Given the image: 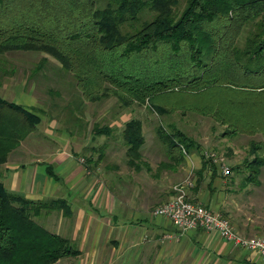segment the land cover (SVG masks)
Instances as JSON below:
<instances>
[{"label": "trees", "instance_id": "1", "mask_svg": "<svg viewBox=\"0 0 264 264\" xmlns=\"http://www.w3.org/2000/svg\"><path fill=\"white\" fill-rule=\"evenodd\" d=\"M143 11L153 17L136 27ZM19 50L53 56L86 100L116 96L124 107L203 114L229 138L260 134L244 162L251 181L264 166V0H108L102 7L97 0H0V67L5 53ZM40 120L0 95V164ZM169 126L157 132L173 162L200 149L176 123ZM93 131L112 127L95 124ZM122 137L128 164L140 167L142 119H128ZM48 172L58 177L52 166ZM61 207L71 212L64 199H31L0 180V264H57L79 254L73 240L35 217Z\"/></svg>", "mask_w": 264, "mask_h": 264}, {"label": "crops", "instance_id": "2", "mask_svg": "<svg viewBox=\"0 0 264 264\" xmlns=\"http://www.w3.org/2000/svg\"><path fill=\"white\" fill-rule=\"evenodd\" d=\"M52 123L48 120L45 130L50 138L47 146L40 149L34 140L30 146L29 141L22 142L18 155L10 153L0 164V180L8 190L31 199L66 200L70 213L63 207L44 208L35 216L80 249L79 254L58 263L264 264L258 250L231 242L218 230L183 231L170 218L153 212V207L175 195L176 183L191 175V200L227 216L243 235L264 237L262 170L251 181L248 173H234L233 165L241 164L240 160L230 161L214 146L201 145L186 153L183 161L173 162L168 151L166 158L148 156L145 143L138 168L128 162L93 168L80 159L86 140L66 130L56 131ZM162 161L169 163L160 166ZM225 164L231 169L227 174ZM48 166L58 177L48 172Z\"/></svg>", "mask_w": 264, "mask_h": 264}, {"label": "rangeland", "instance_id": "3", "mask_svg": "<svg viewBox=\"0 0 264 264\" xmlns=\"http://www.w3.org/2000/svg\"><path fill=\"white\" fill-rule=\"evenodd\" d=\"M107 1L97 0V5L105 6ZM151 17L153 14L143 11L135 21L136 27ZM4 56L6 58V61L2 63L4 68L0 67V95L34 110L41 116L36 128L25 134L9 152L8 157L10 153H14L11 154L13 156L18 155L23 148L20 147L22 142L29 141L26 144L30 146L34 140L36 143L39 142L40 149L46 147L47 141L50 142L49 135L45 131L48 120L54 121L52 124L56 131L66 130L67 133L76 134L81 140H86L87 145L80 158H84L85 161L91 158L89 166L93 168L101 166L100 168L103 169L114 162L122 166L127 163V146L122 137V131L125 122L132 117L143 121L146 136L145 151L148 156L156 159L167 157L166 144L159 137L157 128L163 125L170 129L169 124L176 123L199 141L203 148L214 146L230 161L240 160L241 170L235 168L237 164L233 165L234 173H248L244 162L246 157H250V141L262 139L260 134H237L230 138L224 137L223 126L217 124L212 117L195 112L182 114L178 111L159 114L147 104L124 107L116 96L101 100H86L77 87L75 76L63 68L53 56L40 51L20 50L7 52ZM44 57H46L45 60H43ZM95 124L111 126L112 131L98 134L93 131ZM227 145H230L231 150ZM232 146L237 150L236 152H233ZM140 264H149V262L140 261Z\"/></svg>", "mask_w": 264, "mask_h": 264}, {"label": "built area", "instance_id": "4", "mask_svg": "<svg viewBox=\"0 0 264 264\" xmlns=\"http://www.w3.org/2000/svg\"><path fill=\"white\" fill-rule=\"evenodd\" d=\"M185 151V149H184ZM217 155L216 152L212 153ZM85 161L84 158H80ZM224 173L230 172V166L225 164ZM194 185V179L188 175L183 180L174 185L175 195L169 200L157 205L153 212L158 215H164L173 220L181 230L203 227L209 230H218L227 240L258 250L264 255V237L246 236L240 233L233 225L231 220L220 212L214 211L209 207L191 200L188 196V190Z\"/></svg>", "mask_w": 264, "mask_h": 264}]
</instances>
